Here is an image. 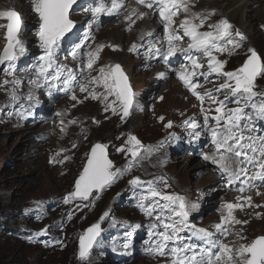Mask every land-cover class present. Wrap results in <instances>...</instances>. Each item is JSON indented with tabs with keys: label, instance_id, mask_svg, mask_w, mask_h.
<instances>
[{
	"label": "snow or ice",
	"instance_id": "snow-or-ice-1",
	"mask_svg": "<svg viewBox=\"0 0 264 264\" xmlns=\"http://www.w3.org/2000/svg\"><path fill=\"white\" fill-rule=\"evenodd\" d=\"M136 3L158 13L163 25V37L148 33V40L141 45L133 44L130 51L140 54V50L143 49V54L149 60L158 58L166 64L171 63L170 58L175 59L179 56L183 62L180 63L181 70L175 74L200 101L202 122H198L195 117H189L181 124L189 141L199 142L203 137H211V145L215 151L211 154L202 152L201 155L206 162L216 166L226 186H235L239 182L236 190L245 193L257 185H264V129L258 130L256 127L257 122L264 121V93L255 90L257 78L264 77V58L254 48H249V55L242 66L233 71H225L228 61L220 59L219 54L232 55L246 39L242 32L234 29L227 18L208 24L209 30L202 31L210 16L215 14V10L208 15L194 12L192 11L194 0H136ZM76 4L77 0H32V10L39 18L36 27L42 53L31 65L34 75L28 78L27 83L32 88L45 89L48 95L57 91L71 92L73 100L77 99L74 89L79 87L81 92H88L92 99L102 100L105 112L111 109L112 113L116 114L119 109L122 112L121 119L124 120L130 115L136 100L128 76L120 64L99 67L98 74L91 76L88 81L90 85L102 87L104 92L98 93L95 88L89 91L88 86L81 83L80 77L83 76L85 69L93 68L105 47L104 44H100L94 50H88L92 39L91 31L86 30L68 49V55L78 65L76 69L59 60L64 38L75 27V22L70 19V12L74 11L73 6ZM126 7L125 0L110 2L92 0L91 6L84 7L83 10L91 13L90 22H96L102 15H118ZM181 12L186 15L177 21L176 17ZM145 15L147 13L133 8L125 17L130 22L128 30H131L136 22L133 16L141 19ZM0 18H6L8 21L6 25L0 24V28H6L7 40L0 51V66H3L4 75L11 77L0 80V86L12 85L8 90V103L16 105L20 101L19 88L23 84L16 76L18 70L16 62L26 52L25 42L21 38L26 26L20 13L14 8L0 11ZM185 38L188 41L187 46L182 47ZM214 74L223 77L224 82L204 92L198 91V88L202 87L200 79L210 82L209 78ZM159 76L164 78L165 73H159ZM32 88L25 96L28 106L25 107L24 103L19 104L20 110L17 115L21 117L32 114L33 105L38 103L33 96ZM220 96H223V99H220ZM109 97L114 99L109 101ZM206 99L210 102L208 108L204 106ZM230 103L236 106L227 107ZM211 105H216L214 116L208 114L212 110ZM55 115L59 117L61 113L57 112ZM159 119L164 121L163 116ZM60 123L63 125L64 121L61 120ZM172 126V121L165 125L169 129ZM175 138L177 137L172 133L168 139ZM127 144L130 145L127 149L123 145L117 149L122 153L127 151L132 157L123 168H116L109 159L108 145L95 144L91 148L87 165L75 182V190L65 197L64 202L70 203L77 198L92 202L90 197L94 201L98 198L99 192L111 187L116 180L137 166L142 158V142L129 134ZM148 151L151 152L152 149L149 148ZM129 184L137 207L152 218L148 225V238L143 241L145 245L143 250L147 254L170 256L168 264H264V235L238 245L224 242L228 235H235L241 241L246 240L241 231H236L230 226L248 223L247 220L241 221L236 218L234 215L236 209L264 207L260 204L253 205L251 196L237 198L238 201L242 199L245 203L223 204L225 213L221 215L219 223L210 226L215 229L213 232L190 222L191 207L194 205H190L185 196L165 192L158 187L159 184H163L165 189L170 187L164 177L142 180L136 176ZM257 195H260L259 191ZM68 215L70 219L71 213ZM256 215L260 216L261 213ZM106 217L112 220L110 226L123 223L116 221L109 212L101 216V222ZM137 227L139 225L127 224L130 230L125 233L122 248L130 247L133 231ZM47 230L46 226L34 233L30 239L45 235ZM104 231L101 223L97 222L87 228L79 238L78 254L82 261H87L94 247L102 242ZM57 242L59 243V240Z\"/></svg>",
	"mask_w": 264,
	"mask_h": 264
},
{
	"label": "rangeland",
	"instance_id": "rangeland-1",
	"mask_svg": "<svg viewBox=\"0 0 264 264\" xmlns=\"http://www.w3.org/2000/svg\"><path fill=\"white\" fill-rule=\"evenodd\" d=\"M82 3L87 2L85 0L78 1L74 7V11L83 10L81 9L83 7ZM199 5H207L210 7L209 4ZM216 5L219 7L221 6V12L225 11V13L230 15L227 19L233 25L234 29H238L240 32L244 30L250 37L249 44H245V40L242 41L243 47L240 50L244 52L240 53L239 50L236 54L233 51L232 55L220 56V59L228 61L225 65V70L233 71L242 66L246 57L249 55V48H254L261 57L264 58V30L261 26L259 27L260 22L264 24V1L219 0L216 2ZM4 7L7 9H16L25 23L27 32L24 33L32 34L34 37L29 43V49H27L21 59L16 62L17 69H19L20 65L28 66L29 61L32 60L31 58L26 59L27 61L22 60V58L27 57V51H30L34 58L42 53L39 47L36 27L39 23V18L38 14L32 10V0H0V11H3ZM211 7L214 8L212 5ZM26 8H29L30 11H26ZM74 11L70 13V19L74 20L76 25L73 31L64 38L62 49L59 54L60 62L67 64L73 69L77 68L78 65L68 55V49L86 30L91 31L87 25L90 22V17L87 16V19L84 21L76 20L73 18V14H75L73 13ZM217 15L218 14H216V16ZM183 17L184 13L181 15V19H183ZM112 20L115 21L117 19L114 18ZM7 22L6 18H0V24L6 25ZM212 23L213 21L209 19L201 30H209L208 24ZM90 24L91 26H95L93 22ZM118 28H120L118 34L125 35L123 47L126 49V54L123 55L120 52H113L111 54L117 59L108 63V55L110 56L111 52V48L108 45L118 36V34L115 35L114 33L116 28L113 29V25L110 24L103 32L93 31V33L91 32L92 39L89 42V50H94L100 43L104 44L105 47L100 52V58L95 62L93 68L85 69V72L88 76V83L91 76L98 74L97 70L101 66L120 64L123 67L133 87L136 104L131 110L130 115L124 120L121 119L120 122L122 129L128 127L134 129V132L127 131L125 136L120 139L119 136H115V132L111 131L113 126H110L117 123L114 120L107 121V123L103 124L101 127H91L90 138L85 136L80 138L83 145L74 150L70 164L65 166L68 172L61 175L57 169L48 167L51 161L50 154H53L54 148L51 145H46V141L51 132L59 134L61 133V128L63 130L62 133L66 132L68 125H62L60 123V116L57 123H54L57 117L55 113H52L48 117H45V114L47 110H50L52 112L56 111L61 113V117L63 118L69 116L70 114L67 115V111H72L74 105L71 103L70 97H54L50 101L57 104V108H55L45 98L44 94L39 93L37 94L36 100L39 101L36 106L37 108L32 109L34 113L24 117L17 115V112L20 110V103L2 109L0 108V255L5 256L10 264H160L153 261L157 256L147 254L138 244L144 239L142 236H137L138 238L131 237L130 243L135 244V252L132 253L127 249H123L121 254L125 256H123L121 260L115 255L118 253L116 250L117 244L111 241V238L117 232L113 229L115 226H110L112 225V220L107 217L102 222L100 220L105 212H109L116 221L123 222L116 225H120L129 231L130 229L127 228V224L131 223L139 225L133 232L142 231L141 224L138 222L142 217L138 218L136 209L126 204V202L131 203L133 198L130 197V193H128L129 190L131 191L129 181L136 176H139L142 180H153L157 177H164L167 183L172 187L165 189L163 184H159L158 187L165 192L178 193L171 185L172 182L176 183L182 190L185 189L184 194L181 195L187 198L188 202L191 203L190 205H197L194 208L191 207L189 217L190 222L197 227L208 228L211 231L213 228L210 226L219 223L221 215L224 214L222 209L216 208L215 206L220 197L224 195L222 192L223 186L221 180L215 178V176L219 174H214L215 176L212 174V177H210L212 180H207L205 182L201 181L202 177L199 176L204 171L210 170L209 167L216 168V166L212 165L210 162H206L201 155L202 152L210 154L215 151L211 145V137L206 136V138L203 137L199 142H192L201 148L200 155L197 157H194L195 155L192 154L190 150L183 148L184 143L189 141L186 140L188 136L185 129L181 127V124L183 121L189 119L190 116L201 112V106L198 108V112L194 113V106L196 103L192 102V100L195 98L192 97V93L189 94V92L179 86L182 80H180L178 76L173 80V84H178V86H171V88H169L170 78L164 69L168 64L164 63L163 60H161V65L154 67L151 64V60L143 56V64L146 69L141 68L135 60L134 51H130L132 45L137 43V41H135V35H133V33L130 34L128 29L125 30L126 24ZM105 34L108 35L104 36ZM126 36L128 38H126ZM107 38L110 40H106ZM6 43V28H0V51L3 50ZM118 45L119 43H116L114 46ZM177 69L178 67H176V70ZM159 73H165V77L161 78ZM23 74L24 73L21 71L18 73V70L16 72L18 78ZM30 74L34 75L32 71H30ZM2 75L5 76L3 73V66H0V80H2ZM5 77L8 79L11 78L8 76ZM152 78H154V80L151 81ZM209 80H214L215 84L213 82V86L216 87L224 81V78L213 75ZM167 83H169V85H167ZM29 86L31 87V85ZM94 88L98 93L104 92L102 87ZM153 88H156L157 93L155 96H152ZM263 88L264 77H258L255 90L258 93H264ZM146 91H148L147 94L141 95L142 92ZM80 92L81 91L78 92V96ZM27 93L28 91L25 86V92L22 95L23 99L21 103L25 102ZM7 96V87L0 86V104L7 99ZM85 96L87 97L88 94L85 93ZM161 97H163V99H160ZM219 98L223 99V96ZM184 100L188 101L184 102ZM100 101L101 100L92 98L84 101L83 98L79 96V102H77L76 105L85 104L87 107L85 106V108L79 109L77 113H85L84 117L87 119V112L94 113L96 111L95 107L97 108ZM58 102H60V106H58ZM139 103L141 105L138 108ZM230 104L231 106L229 108L236 106L235 104ZM41 105L42 107H40ZM24 106L26 107L25 103ZM209 106L210 102L206 99L205 107L208 108ZM100 107L103 110V114H107L104 111L105 107L103 103ZM174 107L182 109L183 112L173 110ZM215 107L216 105H211L212 110L208 113L209 115L211 114L210 116L215 113ZM38 108L39 110H37ZM66 108H68V110H66ZM117 113H120V116H122V112L119 110ZM161 116L164 117V121L159 119ZM115 118L119 120V116H115ZM196 120L202 122L203 114L201 113L197 116ZM168 121L173 122V126L170 129L165 127ZM23 124H25L26 127H22ZM49 125H51V127ZM256 126L260 127L261 130L264 129V121H259L256 123ZM172 133L175 135L177 133L179 134L175 139H168ZM123 134L122 132L121 135ZM128 134L134 135L142 142L143 148L141 149V156L149 157L150 155L152 156L162 151L166 152L167 156L165 159L161 160L160 165L156 162V166L160 168V170L158 172L149 173L148 175H142L137 169L140 165L139 160L137 166L133 167L130 172L116 180L111 187L99 192L97 194L98 198H95L94 201L93 198L90 197V201L92 202L81 201L77 198L70 203H65V197L75 190V180L81 174L83 167L86 165L91 148L96 143L108 145L107 153L116 168H123L126 166L128 160L132 158L131 154L127 153V151L123 153L118 152L117 149L122 145L125 146V149L130 147V145L127 144ZM169 142L174 143L175 146L167 150ZM149 148L152 149L151 152L148 151ZM201 162L206 166L202 173L199 172L202 167L195 168V166H197L196 164H201ZM213 183L218 184L214 188V192L209 190L208 187ZM205 188L207 191L204 190V192L207 195H209L211 191L213 192L210 194L213 198L211 197L209 200L206 199V204L199 198L200 195L203 194L202 190ZM120 191L123 192L120 193ZM250 194L251 192L239 193L237 198L245 195L251 196ZM54 195L56 196L53 197ZM61 196L64 198L58 200ZM46 198L50 199L46 200ZM230 199L231 200L228 202L245 203L242 199V201L232 199V197ZM263 201L264 198H259L258 203ZM85 204L88 206L84 207ZM40 208L46 210V212H44L46 214L39 218V223H35L34 219H32L34 217H32L30 213H27L26 210L35 209L39 210V213H43L40 211ZM246 208L247 207L236 209L234 211V215L237 219L243 221L248 220L249 214L254 215L258 212L255 210L248 213H239ZM69 213H71L70 219ZM144 218L145 220H152V218L147 215H145ZM47 222H49L50 225H47ZM97 222H100L101 227L105 230L102 233V242L94 247L87 261H82L78 254L79 238L88 227ZM145 222L146 221H144V223ZM248 224L249 223L241 224L242 229L246 231V240L241 241L236 237L234 241L228 244L238 245L239 243H247L260 235H264V218L252 222L249 229ZM237 225L239 226V224ZM46 226L48 230L45 235L36 237L34 240L30 239L34 233L39 232ZM147 233L148 231H146V234ZM49 234L53 235L54 238H49ZM185 235H187V233H185ZM57 240H59V243ZM106 240L109 241L108 243L110 246ZM119 244H122L121 239L119 240Z\"/></svg>",
	"mask_w": 264,
	"mask_h": 264
},
{
	"label": "bare ground",
	"instance_id": "bare-ground-1",
	"mask_svg": "<svg viewBox=\"0 0 264 264\" xmlns=\"http://www.w3.org/2000/svg\"><path fill=\"white\" fill-rule=\"evenodd\" d=\"M78 1H82V0H78ZM87 3H82V8L83 9L84 7H90L92 3V0H85ZM219 1V0H194V6L192 8V11L194 12H202L204 13L205 15H208L209 13H211L213 10H215V15L213 17H210V20L213 21V23H216L218 22L219 20L223 19V18H227L229 17L230 15H228L227 13H225V11L221 12L220 10H222L219 6L216 5V2ZM259 1V0H257ZM264 1V0H262ZM3 2V1H2ZM106 2H110V0H106ZM125 3L126 5H128L125 9H123L120 14L116 15V14H112V15H102L100 20L99 21H96V22H93L95 24V26H91V22H89L87 25L88 27L90 28L91 32L93 33V31L95 32H103L104 29L112 24L113 25V29L114 30V33L115 35H117L120 31V26H123L124 24H126V29H128V25H129V21L125 19V17L131 12V10L133 8H138L139 11H143L145 13H147L146 11H144V9L142 7H140L138 4H136V0H125ZM86 4H89V5H86ZM199 4H209V6L207 5H199ZM211 5L214 7L212 8ZM6 10L7 8L4 7ZM227 10V9H226ZM237 10V9H236ZM239 10V9H238ZM26 11H30L29 8H26ZM229 12V11H228ZM73 13V18L76 19V20H80V21H84L85 19H87L86 17L87 16H91V13L89 12H85L84 10H76L74 11ZM183 14V12H181L177 17V21L179 20H182L181 19V15ZM216 14H218L216 16ZM231 14V13H230ZM186 14L184 13V16ZM248 17V16H247ZM116 18L117 20H112ZM184 18V17H183ZM133 19L136 21L135 24L132 25V28L131 30H129L130 34L133 33V35H135V41H137V45H141V44H144L147 40H148V33H153V34H157V35H160L162 37V34H163V25H162V21L161 19L159 18V15L158 13L155 14L153 11H151V14L147 13V15H145L143 18L141 19H136L135 16H133ZM8 23V22H7ZM261 26V28L264 30V24L263 22H260L259 23V27ZM203 31V30H202ZM27 32V30L25 31ZM242 32L244 33V36L246 37L245 39V44H249V35H247L245 33L244 30H242ZM108 35V34H107ZM106 34L104 36H107ZM130 36V35H129ZM141 37H143L144 39L142 40ZM24 42H25V47H26V50L29 49V43L30 41L34 38L32 34H27V33H24L23 36L21 37ZM110 38V37H109ZM109 38H107L106 40H110ZM112 38H115V37H112ZM124 38H125V35L123 34H118V36L116 37V39H114V41L109 44L108 46H110L111 48V52H110V56L108 55V63H110V61H114L116 60L117 58L114 57V55H112L111 53L113 52H120L122 53L123 55L126 54V49L125 47H123V42H124ZM126 38H128L126 36ZM187 38H185V41L181 44L182 47H185L187 46ZM116 43H119L118 47H113L114 45H116ZM101 44V43H100ZM243 47V42H241V46L238 48V49H235L234 52L235 54ZM108 48V47H107ZM90 49V47H89ZM88 49V50H89ZM38 50V49H36ZM108 50V49H107ZM109 52V51H108ZM244 52L243 50H240V53ZM221 55H228L227 53H222V54H219V58ZM134 56H135V60L137 62V64H139V66L141 68H145L146 67L144 66L143 62H144V57H143V49L140 50V54H137V52H134ZM38 56H36L35 58L33 57L32 53L30 51H27V57H24L22 58L23 61H27L26 59L28 58H31L32 60L29 61L28 63V66H25V65H20L19 69H18V73L21 71L22 73H24L22 76H19L20 79L23 81V84L20 86L19 88V95H20V101L17 102V103H21L22 102V95L24 94L25 92V86H26V89L27 91L29 92V89L32 88V86L30 87L28 84H27V80L29 77L33 76V74H30V71H32L31 69V66L30 64L32 65L34 60L37 58ZM21 59V58H20ZM170 61L171 63H169L168 65H166L164 67L165 69V72L168 74V77L170 78L169 79V83H167V85H169L171 88V86L173 87H176L178 86V84H173V80L177 77V75L175 74V72H177L175 70L176 67H178V71H180V63H182L183 61L180 59V58H170ZM152 64V63H151ZM154 67L157 66V65H154L152 64ZM175 66V68H174ZM140 68V69H141ZM76 69V68H75ZM206 69H201V71H204ZM33 72V71H32ZM34 73V72H33ZM2 80L3 79H8L6 78L5 76L2 75ZM11 79V78H10ZM80 80H81V83L85 84L88 86L89 88V91H91L94 87H97L95 85H89L87 83V80H88V76L86 75V72L84 71V74L82 77H80ZM154 80V78L151 79V81ZM172 80V81H171ZM213 82L214 81H210V82H205L203 80V78L200 79V84L201 85H204L203 87H200L198 88V91H201V92H204L205 90L207 89H212L213 88ZM151 85V84H150ZM5 87H7V92L9 89L12 88V85L11 84H8V85H3ZM179 86H181L185 91L189 92V94H191L192 92L184 85L183 81H181L179 83ZM150 90V89H149ZM148 90V91H149ZM24 91V92H23ZM32 91H33V96L35 98V100H37V94H44L45 98L49 101V103L54 106L55 108H57V104H55L53 101H50L52 100L54 97H59V98H62V97H65V96H69L70 97V100H71V103L74 104L73 105V110L70 111L68 110V108H66L67 111V116L66 118H63L60 116L61 120L64 121V125H68L67 127V131L62 133L63 130L61 128V133L59 134H56L55 132H51L50 133V136L48 138V140L46 141V145H51L53 148H54V152L53 154H50V157H51V161H63L62 163L60 162H50V164H48L51 169H57V171H59V173L61 175H64L65 173L68 172V169L65 167L67 164H70V161L72 160V155H73V152L76 148L78 147H81L83 145V142L81 141V137L82 136H85L87 138H90L91 136V133H90V129L91 127H101L103 126V124L107 123V121H115L117 122L116 124L114 125H111L110 127L113 126V128L111 129V131L115 132V136H119L120 139L123 138L125 136V133L127 131H130V132H134V129H131V128H124L122 129L121 127V116H120V113H116V114H113L111 113V109H109V111L105 112L107 114H103V110L102 108L100 107V105L103 103L102 100L100 101L99 105L97 106V108L95 107L96 111L94 113H88L87 112V115H88V118L85 119L84 117V114L85 113H77V111L81 108H85V104H82V105H76L77 102H79V96H81V98H83L84 101L86 100H90L91 96L89 95L88 92H80L79 93V96L77 95L78 92L80 91L79 87H76L74 89L75 91V95L77 97L76 100H73L72 99V93L69 92V93H63V92H54L52 95H48L46 90L45 89H42V88H32ZM142 92L141 95H145L147 94V92ZM153 91V94L152 96H155V94L157 93L156 92V88H153L152 89ZM3 93V92H2ZM85 93L88 94V96L86 97L85 96ZM4 97V96H3ZM2 97V98H3ZM194 97L195 99L192 100V102L196 103V105L194 106L195 108V112L194 113H197L198 112V108L201 106L200 105V101L197 99L196 96H192ZM152 98V97H151ZM6 99V98H5ZM112 99H114L113 97H109V101H111ZM150 100V99H149ZM9 101V96H7V99L5 101H3L1 104H0V108H4V107H9V106H13V105H10L8 103ZM185 101H188V100H184ZM191 101V100H189ZM26 104V107L28 106L27 105V102L25 101L24 102ZM39 103V101H38ZM104 107H105V104L103 103ZM141 104L139 103L138 105V108ZM37 103L33 105L32 109H35L37 108ZM58 106H60V102H58ZM204 106H205V103H204ZM228 107L231 106V104H228L227 105ZM42 107V105L40 106ZM39 107V108H40ZM87 107V106H86ZM39 108L37 110H39ZM36 110V111H37ZM119 109H117L118 111ZM173 110L177 111V112H183L182 109H178L177 107H174ZM35 111V112H36ZM145 111V110H144ZM34 113V112H32ZM52 113H57L56 111L52 112L50 110H47V113L45 114V117L47 116H50ZM111 113V114H110ZM141 113H145V112H141ZM201 114V112H199L198 114H195L193 116H190V117H195L197 119V116H199ZM216 114V113H214ZM115 116H119V120L115 118ZM57 120H59V117H56V119L54 120V123H57ZM70 121H75V123H70ZM41 122V121H40ZM36 124V123H34ZM51 127V125H49ZM22 127H26L25 124L22 125ZM258 130H261L260 127L256 126ZM124 133L123 135H121V133ZM180 133V131H179ZM179 133H177L175 136H177ZM129 136V134H128ZM206 138V137H204ZM84 139V138H83ZM187 141H189V138L187 137L186 139ZM73 145H75V147H73ZM175 146L174 143H168L167 145V150H170L171 148H173ZM47 147V146H46ZM184 149L186 150H190V152L192 154H194L195 156L194 157H197L200 155V150L201 148H199L196 144H193L192 142H187V143H184ZM51 149V148H50ZM48 151V149H47ZM50 152V151H49ZM48 152V153H49ZM214 152V151H213ZM190 153V154H191ZM47 154V152H46ZM191 154V155H192ZM211 154V153H210ZM167 156L166 152L165 151H162L158 154H154V155H150L149 157L147 156H141L142 158L140 159V165L138 166V171L142 174V175H148L149 173H154V172H158L160 170V168H158L156 166V162L160 165L161 163V160L162 159H165ZM193 156V155H192ZM65 157H68V159H65ZM186 157V156H185ZM191 160V158H190ZM197 166H195V168H200L202 167V169L199 170L200 173L203 172V169L205 170L206 166L204 165L203 162H201V164H196ZM68 167V166H67ZM210 170L208 171H204L201 175H199L200 177H202L201 181L205 182L207 180H212V174H219L218 171L216 170V168H212V167H209ZM211 174V175H210ZM67 175V174H66ZM215 176V175H214ZM215 178L218 180V178L221 180V183H222V186H223V189H222V192L224 193V195H222L220 197V199L218 200V203L215 204L216 208H220L223 210V213H225V209L222 207L223 204H225L226 202H228L229 200H231L230 198L232 197V199H237V196L238 194L240 193L239 191H237L236 189L239 187V182H237V184L235 186H226L225 185V182L222 180L221 178V175H217L215 176ZM171 185L177 190V192L181 195V194H184V190H182L181 188L178 187V185L176 183H171ZM218 184H211L209 185V190H212L214 192V188L217 186ZM220 186V185H219ZM171 187V186H170ZM221 187V186H220ZM172 188V187H171ZM218 188V187H217ZM129 189V188H127ZM200 189V188H199ZM207 191L206 188L202 190L203 194L200 195L199 198H201V201H203L204 204L205 203V200L206 199H210L211 197L213 198L212 195H210L211 193H213L211 191V193L209 195H207L205 192ZM219 190V188H218ZM257 191L260 192V195H257ZM123 191H120V193H122ZM201 192V191H200ZM199 192V193H200ZM251 192V197H252V201H253V205H256V204H260V205H264V201L263 202H259L258 203V200L259 198H262L264 197V187L262 185H258L255 189V187L251 188L250 190L246 191L245 193H250ZM130 193V197H133L132 200H131V203L129 202H126L127 206L133 208V209H136V213L138 214V218L139 217H142L141 219L138 220V222L141 224V228H142V231L140 232H133V235H132V238H138L137 236L139 237H144V239L139 242L138 244L144 249V244H143V241H145L148 236L146 234V231H149V228H148V225L149 223L152 221V220H145V213L143 211H141L136 203H135V200H134V195H133V192L129 190ZM230 195V196H228ZM262 195V197H261ZM56 195H54L53 197H55ZM193 196V195H192ZM198 196V195H197ZM64 197L61 196L60 199L58 200H61L63 199ZM50 198H46V200H49ZM53 199H56V198H53ZM192 201V200H190ZM214 201V200H213ZM242 201V200H241ZM240 201V202H241ZM215 202V201H214ZM199 203V202H198ZM237 203V202H236ZM191 204V203H190ZM197 206V205H196ZM194 206V207H196ZM193 207V208H194ZM264 207H260V208H256V207H247L245 210H242L241 212L239 213H248V212H253V211H258L257 213H261L260 216H257L256 213L254 215H251L249 214L248 215V229L250 228V224L254 221H259V220H262L264 218ZM40 211L43 212V215H40L39 213V210H30V209H27L26 212L27 213H30L32 215V219H34L35 223H39V218L43 217L46 213V210L40 208ZM197 211V210H196ZM216 212V211H214ZM222 212V211H221ZM134 215V214H132ZM39 216V218H37ZM215 218V217H214ZM241 220V219H239ZM144 221H146L144 223ZM243 221V220H241ZM47 225H50L49 222H47ZM231 228H233L234 230L236 231H241L242 232V235L246 237V231L242 229V226L241 224H239V226L236 224V225H232L230 226ZM113 229H115L117 232L113 235V237L111 238V241L112 243H116V250H117V254H115L117 257H119L121 260H122V257L125 256V255H122L121 253L123 252V249L121 247L122 244H119V240L121 239L122 240V243L124 242L125 240V233L126 231H128L127 229H125L124 227L120 226V225H116ZM211 231H215V229L213 228ZM263 233H264V229H263ZM49 238H54L53 235H50L49 234ZM236 239V236L235 235H228L227 237L224 238V242L225 243H229V242H232ZM107 243L109 242L108 240H106ZM109 245V243H108ZM110 246V245H109ZM135 244L134 243H130V247L127 249L129 251H131L132 253L135 252ZM145 252V251H144ZM171 257L170 256H157L156 258H154L153 261L155 262H158L160 264H168V262L170 261ZM113 260V259H112ZM151 264V263H149Z\"/></svg>",
	"mask_w": 264,
	"mask_h": 264
},
{
	"label": "trees",
	"instance_id": "trees-1",
	"mask_svg": "<svg viewBox=\"0 0 264 264\" xmlns=\"http://www.w3.org/2000/svg\"><path fill=\"white\" fill-rule=\"evenodd\" d=\"M0 264H10V262L6 260L5 256L0 255Z\"/></svg>",
	"mask_w": 264,
	"mask_h": 264
},
{
	"label": "water",
	"instance_id": "water-1",
	"mask_svg": "<svg viewBox=\"0 0 264 264\" xmlns=\"http://www.w3.org/2000/svg\"><path fill=\"white\" fill-rule=\"evenodd\" d=\"M77 2H78V0H77ZM74 7H75V5L73 6V8H74ZM70 13H71V12H70ZM73 21H74V20H73ZM74 22H75V21H74ZM75 24H76V22H75ZM128 79H129V78H128ZM129 82H130V80H129ZM130 84H131V83H130ZM131 86H132V85H131ZM132 89H133V87H132ZM133 92H134V90H133ZM96 144H97V143H96ZM101 144H102V143H101ZM93 146H94V145H93ZM93 146H92V147H93ZM89 155H90V154H89ZM89 155H88V156H89ZM108 157H109V154H108ZM109 159L111 160L110 157H109ZM87 160H88V159H87ZM86 165H87V162H86ZM86 165H85V166H86ZM85 166H84V167H85ZM84 167H83V168H84ZM82 171H83V169H82ZM78 178H79V176L76 178V180H77ZM76 180H75V182H76ZM88 228H89V227H88Z\"/></svg>",
	"mask_w": 264,
	"mask_h": 264
},
{
	"label": "clouds",
	"instance_id": "clouds-1",
	"mask_svg": "<svg viewBox=\"0 0 264 264\" xmlns=\"http://www.w3.org/2000/svg\"><path fill=\"white\" fill-rule=\"evenodd\" d=\"M246 59H247V57H246ZM246 59H245V60H246Z\"/></svg>",
	"mask_w": 264,
	"mask_h": 264
}]
</instances>
